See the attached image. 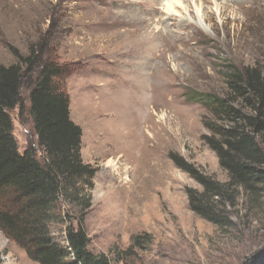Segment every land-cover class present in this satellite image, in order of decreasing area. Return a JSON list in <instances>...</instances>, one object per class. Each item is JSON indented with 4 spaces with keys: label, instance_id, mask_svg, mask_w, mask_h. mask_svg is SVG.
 Segmentation results:
<instances>
[{
    "label": "rangeland",
    "instance_id": "374dc122",
    "mask_svg": "<svg viewBox=\"0 0 264 264\" xmlns=\"http://www.w3.org/2000/svg\"><path fill=\"white\" fill-rule=\"evenodd\" d=\"M121 1L0 0V67L16 63L10 48L28 55L43 40L46 58L69 67L64 84L82 160L97 169L85 219L93 253L116 264L133 236L148 234L152 243L123 264H242L264 249V195L253 207L241 193L234 226L219 228L190 209L187 190L203 189L170 156L228 181L204 141L212 116L186 96L224 97L230 66H264V0L255 10L245 9L252 0H179L169 12L175 0ZM12 119L23 153L36 143L32 122L18 110ZM51 233L65 245L64 227ZM0 262L38 264L1 231Z\"/></svg>",
    "mask_w": 264,
    "mask_h": 264
},
{
    "label": "trees",
    "instance_id": "16d2710c",
    "mask_svg": "<svg viewBox=\"0 0 264 264\" xmlns=\"http://www.w3.org/2000/svg\"><path fill=\"white\" fill-rule=\"evenodd\" d=\"M10 49L16 63L0 67V231L38 264H113L89 249L85 219L97 169L82 160V130L71 119L64 84L69 67L46 58V40L28 55ZM225 84L224 97L192 91L186 98L210 112L204 141L228 181L218 182L182 157L170 156L203 189L187 190L190 209L222 229L234 226L232 210L241 193L253 207L264 195V66H230ZM15 110L20 118L30 117L36 137L23 153L14 136ZM52 225L64 227L65 245L54 240ZM151 239L133 236L114 263H125ZM242 264H264V249Z\"/></svg>",
    "mask_w": 264,
    "mask_h": 264
},
{
    "label": "bare ground",
    "instance_id": "6f19581e",
    "mask_svg": "<svg viewBox=\"0 0 264 264\" xmlns=\"http://www.w3.org/2000/svg\"><path fill=\"white\" fill-rule=\"evenodd\" d=\"M202 1V0H201ZM132 3H134V2H132V1H128V4H132ZM246 2H244V3H242V4H245ZM105 4L106 5H109L110 3H108V2H105ZM125 5L127 6V1L125 2V0H123V1H121L120 2V8H123V7H125ZM143 5V4H142ZM181 5H182V3L179 1V0H175V1H173V2H171L169 5H168V8H167V11L169 12V11H171V10H173V11H176V8H179V7H181ZM247 5H249V6H246L245 7V9H251V10H255V9H258V8H260L261 6H262V0H252V1H250V4H247ZM138 7V6H137ZM143 8H145L147 11H153L154 9H150L148 6H144ZM160 13V12H159ZM147 14V13H146ZM146 20V19H145ZM228 23V19H226V21H225V24H227ZM148 78H151V76L149 75L148 76ZM153 78V77H152ZM136 81H137V83L135 84V87H139V85L142 83V81H144V79H143V75H141V76H139L138 75V77L136 78ZM153 116V115H152ZM164 118H165V115H162L161 116V120H164ZM146 121H147V119H146ZM146 121L144 120V123H146ZM152 121H154L153 120V118H152ZM158 123V122H157ZM157 123H152L151 124V128L153 127V128H157L158 127V125H156ZM145 128H148V127H145ZM114 134H116V131L114 130V128H112L111 130H110V135H113V137H114ZM98 148H94V150L96 151ZM107 154V153H106ZM108 155V154H107ZM124 157L123 156H120L119 157V161H121L122 159H123ZM111 161H115V160H111Z\"/></svg>",
    "mask_w": 264,
    "mask_h": 264
}]
</instances>
